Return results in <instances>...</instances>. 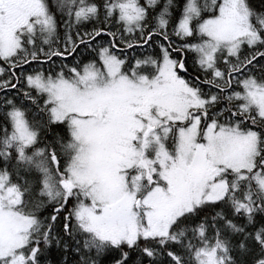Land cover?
Returning <instances> with one entry per match:
<instances>
[{
	"label": "snow or ice",
	"instance_id": "1",
	"mask_svg": "<svg viewBox=\"0 0 264 264\" xmlns=\"http://www.w3.org/2000/svg\"><path fill=\"white\" fill-rule=\"evenodd\" d=\"M0 264H264V0H0Z\"/></svg>",
	"mask_w": 264,
	"mask_h": 264
},
{
	"label": "rangeland",
	"instance_id": "2",
	"mask_svg": "<svg viewBox=\"0 0 264 264\" xmlns=\"http://www.w3.org/2000/svg\"><path fill=\"white\" fill-rule=\"evenodd\" d=\"M49 4H51V0H48ZM189 68L191 69V65H189ZM192 70V69H191Z\"/></svg>",
	"mask_w": 264,
	"mask_h": 264
},
{
	"label": "trees",
	"instance_id": "3",
	"mask_svg": "<svg viewBox=\"0 0 264 264\" xmlns=\"http://www.w3.org/2000/svg\"><path fill=\"white\" fill-rule=\"evenodd\" d=\"M141 3H143V0H140Z\"/></svg>",
	"mask_w": 264,
	"mask_h": 264
},
{
	"label": "flooded vegetation",
	"instance_id": "4",
	"mask_svg": "<svg viewBox=\"0 0 264 264\" xmlns=\"http://www.w3.org/2000/svg\"><path fill=\"white\" fill-rule=\"evenodd\" d=\"M189 71H191V69L189 68ZM182 75H183V73H182Z\"/></svg>",
	"mask_w": 264,
	"mask_h": 264
}]
</instances>
